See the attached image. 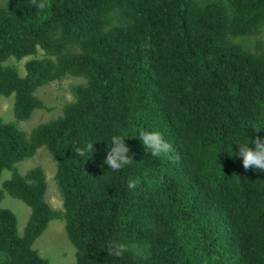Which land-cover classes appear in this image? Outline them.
<instances>
[{
    "label": "trees",
    "instance_id": "16d2710c",
    "mask_svg": "<svg viewBox=\"0 0 264 264\" xmlns=\"http://www.w3.org/2000/svg\"><path fill=\"white\" fill-rule=\"evenodd\" d=\"M263 26L264 0H5L0 95L13 94L15 120L44 107L37 88L65 75L85 83L29 135L0 119V176L10 172L0 201L6 192L30 209L19 234L0 207V264H49L33 243L53 219L75 264H264V171L233 153L240 139L264 138V45L232 41ZM38 50L24 76L4 64ZM142 128L169 151L147 152ZM114 134L133 159L119 170L103 163ZM89 141L93 152L79 155ZM42 147L62 211L45 201L39 166L16 168ZM114 240L126 245L119 256L107 250Z\"/></svg>",
    "mask_w": 264,
    "mask_h": 264
},
{
    "label": "rangeland",
    "instance_id": "374dc122",
    "mask_svg": "<svg viewBox=\"0 0 264 264\" xmlns=\"http://www.w3.org/2000/svg\"><path fill=\"white\" fill-rule=\"evenodd\" d=\"M4 2L5 0H0V6H3ZM232 41L234 43L241 42L246 49L254 52L256 41L264 45V26L253 36L233 38ZM43 56V51L38 50L34 56H27L20 60L11 57L4 64L15 67L18 74L24 76L25 63L32 58H42ZM84 83L85 79L82 77L65 75L59 80L37 88L35 95L44 107L33 111L30 118L26 121H16L13 116V94H10L8 97L0 95V119L4 122H15L18 129L29 135L32 129L39 124L62 116L64 106L74 100L71 86ZM36 166H39L45 175V201L52 209L62 211V198L54 180L56 164L48 151L43 147L37 149L32 157L17 163L16 168L18 173L23 175L26 171ZM9 177V171H2L0 185L2 181ZM0 207L8 208L15 214L17 231L19 234H22L29 217V207L6 192L0 201ZM33 248L37 250L41 257L46 258L49 264H75V249L66 237L64 222L61 219H53L48 223L43 233L34 241Z\"/></svg>",
    "mask_w": 264,
    "mask_h": 264
},
{
    "label": "clouds",
    "instance_id": "9594fccd",
    "mask_svg": "<svg viewBox=\"0 0 264 264\" xmlns=\"http://www.w3.org/2000/svg\"><path fill=\"white\" fill-rule=\"evenodd\" d=\"M43 3L38 7L43 8ZM137 137L144 149L151 155L166 154L170 149V144L164 139L162 133L158 130L142 128L138 131ZM234 155L242 159L244 169L252 168L253 171H264V138L240 139L236 143ZM94 141L87 142L83 147L76 149L77 153L84 156L87 152H93ZM233 151V148H232ZM133 161L129 154V149L125 144V138L122 134H114L110 137V143H107L106 156L103 163L109 166V169L119 170ZM135 181L129 179L128 186L134 187ZM126 249V245L120 241H111L108 245V252L117 256L121 255Z\"/></svg>",
    "mask_w": 264,
    "mask_h": 264
}]
</instances>
